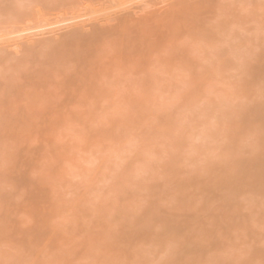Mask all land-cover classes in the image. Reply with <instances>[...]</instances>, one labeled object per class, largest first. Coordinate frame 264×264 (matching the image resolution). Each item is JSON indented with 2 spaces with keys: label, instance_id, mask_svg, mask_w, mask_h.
<instances>
[{
  "label": "bare ground",
  "instance_id": "bare-ground-1",
  "mask_svg": "<svg viewBox=\"0 0 264 264\" xmlns=\"http://www.w3.org/2000/svg\"><path fill=\"white\" fill-rule=\"evenodd\" d=\"M0 264H264V0H0Z\"/></svg>",
  "mask_w": 264,
  "mask_h": 264
}]
</instances>
